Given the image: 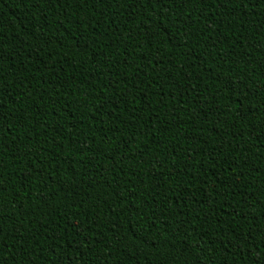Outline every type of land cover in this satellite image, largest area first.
I'll return each mask as SVG.
<instances>
[{
	"label": "trees",
	"instance_id": "obj_1",
	"mask_svg": "<svg viewBox=\"0 0 264 264\" xmlns=\"http://www.w3.org/2000/svg\"><path fill=\"white\" fill-rule=\"evenodd\" d=\"M0 57V264H264V0H0Z\"/></svg>",
	"mask_w": 264,
	"mask_h": 264
},
{
	"label": "snow or ice",
	"instance_id": "obj_2",
	"mask_svg": "<svg viewBox=\"0 0 264 264\" xmlns=\"http://www.w3.org/2000/svg\"><path fill=\"white\" fill-rule=\"evenodd\" d=\"M144 4L151 7L154 3H158L160 2V0H143ZM150 22L155 24V23H158V22H161L159 20V17H156V18H150ZM40 29H41V32H43V29L47 27V24H41L39 25ZM0 59H2V57H0ZM262 125H264V121L261 122Z\"/></svg>",
	"mask_w": 264,
	"mask_h": 264
}]
</instances>
